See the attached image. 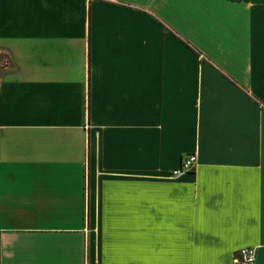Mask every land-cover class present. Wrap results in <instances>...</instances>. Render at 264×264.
<instances>
[{
    "label": "crops",
    "instance_id": "0c3cea01",
    "mask_svg": "<svg viewBox=\"0 0 264 264\" xmlns=\"http://www.w3.org/2000/svg\"><path fill=\"white\" fill-rule=\"evenodd\" d=\"M0 59V264H264V0H0Z\"/></svg>",
    "mask_w": 264,
    "mask_h": 264
},
{
    "label": "built area",
    "instance_id": "2783aa9c",
    "mask_svg": "<svg viewBox=\"0 0 264 264\" xmlns=\"http://www.w3.org/2000/svg\"><path fill=\"white\" fill-rule=\"evenodd\" d=\"M196 163V156L194 154L184 157L181 165L177 171L173 173L174 177H178L182 173L190 172L194 169ZM255 251L253 248H243L237 252V256L234 257V262L243 264H254Z\"/></svg>",
    "mask_w": 264,
    "mask_h": 264
},
{
    "label": "rangeland",
    "instance_id": "374dc122",
    "mask_svg": "<svg viewBox=\"0 0 264 264\" xmlns=\"http://www.w3.org/2000/svg\"><path fill=\"white\" fill-rule=\"evenodd\" d=\"M2 63H6V62H4V61H2V59H0V67H1ZM5 67H7V65H5Z\"/></svg>",
    "mask_w": 264,
    "mask_h": 264
},
{
    "label": "trees",
    "instance_id": "16d2710c",
    "mask_svg": "<svg viewBox=\"0 0 264 264\" xmlns=\"http://www.w3.org/2000/svg\"><path fill=\"white\" fill-rule=\"evenodd\" d=\"M230 1H240V0H230Z\"/></svg>",
    "mask_w": 264,
    "mask_h": 264
}]
</instances>
